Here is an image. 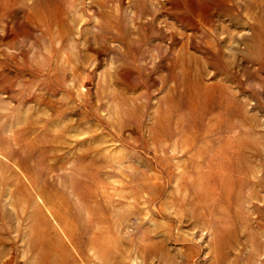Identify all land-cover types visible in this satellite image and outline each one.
<instances>
[{"label":"rangeland","instance_id":"1","mask_svg":"<svg viewBox=\"0 0 264 264\" xmlns=\"http://www.w3.org/2000/svg\"><path fill=\"white\" fill-rule=\"evenodd\" d=\"M0 264H264V0H0Z\"/></svg>","mask_w":264,"mask_h":264}]
</instances>
